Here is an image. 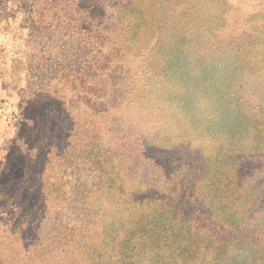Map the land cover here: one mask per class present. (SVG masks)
I'll return each instance as SVG.
<instances>
[{
  "label": "rangeland",
  "instance_id": "1",
  "mask_svg": "<svg viewBox=\"0 0 264 264\" xmlns=\"http://www.w3.org/2000/svg\"><path fill=\"white\" fill-rule=\"evenodd\" d=\"M116 14L122 16L120 22ZM177 63L187 66L183 80L188 96L199 84L203 97L212 101V109L205 111L196 94L188 107L204 112L201 124L217 140L215 155L229 153L217 157L212 176L217 171L226 175L230 164L237 165L241 188L250 179L264 191V85L236 76L237 66L264 67V0H0V264H41L36 260L47 258L34 243L27 247L28 256L20 254L24 222L39 223L34 211L51 205L43 198V180L54 171L45 162L57 158L56 153L72 152V171L85 174L79 169L92 131L69 115V106L59 112L57 102L76 96L81 107L71 112L84 111L85 95L92 91L80 96L77 89L70 93V86L108 80L121 92L129 77ZM50 82L52 87L42 91ZM89 104L87 112L96 113L110 106L93 97ZM199 160L206 165V159ZM131 169L142 178L148 172L135 161ZM186 169L180 168L181 176ZM193 177L201 181L205 176ZM217 188L207 190L209 198L219 197ZM19 209L28 213L24 222ZM260 209L264 211L263 201ZM194 210L192 242L200 258L202 253L213 259L219 246L245 238L261 245L255 260L264 263L259 214L232 231L206 215L202 202Z\"/></svg>",
  "mask_w": 264,
  "mask_h": 264
},
{
  "label": "trees",
  "instance_id": "2",
  "mask_svg": "<svg viewBox=\"0 0 264 264\" xmlns=\"http://www.w3.org/2000/svg\"><path fill=\"white\" fill-rule=\"evenodd\" d=\"M116 4L118 7V1ZM117 14L115 21L120 22L122 16ZM177 65L129 77L121 92L108 80L70 86V93L77 89L80 96L92 91L85 95L84 111L71 112L74 106L81 107L76 96L57 102L61 103L59 112H66L69 106V115L78 117L86 131H92V140L86 135L89 144L84 147L79 169L85 174L72 171V152L56 153L57 158L45 162L54 171L43 180V198L51 205L34 211L39 223L24 222L28 213L19 209L18 215L26 223L21 255L28 256L27 247L34 243L35 249L47 254V258L36 260L41 264H257L261 245L245 238L219 246L213 259L202 253L200 258L195 250V203L202 202L204 213L216 224L236 231L257 214L264 220L260 209L264 191L257 190L250 179L243 181L241 188L235 174L237 165L230 164L227 176L221 171L212 176L217 157L229 153L222 150L215 155L217 140L201 124L204 112L199 106L188 107L196 94L205 111L212 109V101L203 97L199 84L195 94L188 96L191 91L187 92L183 80L187 66ZM236 70L241 81L264 85V67L237 66ZM193 77L200 82L197 74ZM51 87L50 82L42 91ZM210 90L209 86L207 92ZM90 97L110 106L99 113L87 112ZM199 159H206V165ZM131 161L147 169L144 178L133 173ZM183 166L187 169L181 176ZM194 175L205 177L194 181ZM206 175L223 178L205 180ZM213 187H218L216 199L209 198L211 191H207ZM238 188L241 190L235 192Z\"/></svg>",
  "mask_w": 264,
  "mask_h": 264
}]
</instances>
